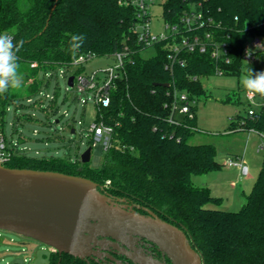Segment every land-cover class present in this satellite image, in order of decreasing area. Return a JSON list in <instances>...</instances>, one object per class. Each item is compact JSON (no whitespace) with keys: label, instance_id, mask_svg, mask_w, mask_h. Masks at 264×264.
Segmentation results:
<instances>
[{"label":"trees","instance_id":"16d2710c","mask_svg":"<svg viewBox=\"0 0 264 264\" xmlns=\"http://www.w3.org/2000/svg\"><path fill=\"white\" fill-rule=\"evenodd\" d=\"M137 1L0 0V33L23 42L17 53L22 86L0 95L2 136L8 105L22 98L31 100L47 84L45 74L69 65L78 55L109 57L124 46L130 50L110 89L109 106L95 108V120L113 130L99 167L82 164L79 159L71 163L53 157H28L13 146H7L10 155L4 166L88 179L108 195L148 209L182 229L204 264H264V155L239 211L207 207H219L221 199L207 188L194 187L191 177L220 169L215 148L188 142L195 132L196 107L189 116H176L177 124H173L168 121L169 102L173 88L199 101L205 95L199 79L213 76L217 64L208 54L183 53L184 66L176 65L169 72L164 68L167 41L154 44L152 55L140 56L132 33ZM197 4L217 26L216 38L229 45L232 63L222 69L226 75L240 76L243 43L249 37L264 36V0H163L162 20L178 24L184 10ZM81 33L86 42L79 50H71V36ZM261 102L253 117L239 118L247 131L264 138V99ZM236 128L234 119L229 129L234 132ZM47 264L86 263L52 251Z\"/></svg>","mask_w":264,"mask_h":264},{"label":"rangeland","instance_id":"374dc122","mask_svg":"<svg viewBox=\"0 0 264 264\" xmlns=\"http://www.w3.org/2000/svg\"><path fill=\"white\" fill-rule=\"evenodd\" d=\"M162 2L154 0L149 6L152 33L163 32ZM152 54L151 48L140 52L142 57ZM114 63L110 56L93 57L77 68H56L48 78L45 77L47 84L42 85L30 102L22 98L8 105L2 128L6 145L15 147L19 153L28 157H53L74 163L88 147V128L95 121L96 109L92 100L85 104L81 102L88 98V94L80 93L75 86H67L66 78L77 71L89 74L113 66ZM249 68L255 73L261 67L259 64H244L240 76L213 75L199 79L205 95L200 97L196 105L195 132L188 142L211 144L216 151L215 159L221 167L218 171L192 176L191 183L194 187L209 189L212 196L221 199L219 207L208 205L209 208L239 211L246 203L261 166L264 138L247 131L244 120L239 118L245 116L248 107L244 96L246 90L241 81L248 74ZM60 71L65 72L66 78ZM20 104L22 107H19ZM25 115L31 116V119L24 120ZM234 119L237 128L233 132L229 127ZM71 130L74 132L70 133ZM103 155L100 144L92 147L88 165L99 167ZM235 156L241 160L235 159ZM227 160L241 163L247 172L243 173L238 166H227ZM33 247L38 250L45 246L0 230V264L12 261L17 254L24 258L23 264H32L35 255Z\"/></svg>","mask_w":264,"mask_h":264},{"label":"water","instance_id":"95a60500","mask_svg":"<svg viewBox=\"0 0 264 264\" xmlns=\"http://www.w3.org/2000/svg\"><path fill=\"white\" fill-rule=\"evenodd\" d=\"M72 79L68 77L67 86H72ZM90 151L88 146L80 155L82 164L89 162ZM118 202L123 201L82 177L10 169L0 164V230L46 247H33L32 264H47L52 251L86 264L103 258L118 264L112 255L120 249L119 244L126 247L123 256L130 264H167L164 258L169 264H204L182 229L160 220L148 209L135 207L144 211V216ZM125 237L144 239L156 248L163 261L138 253L125 244ZM95 246L105 253H98ZM23 263L24 258L17 254L5 264Z\"/></svg>","mask_w":264,"mask_h":264},{"label":"built area","instance_id":"2783aa9c","mask_svg":"<svg viewBox=\"0 0 264 264\" xmlns=\"http://www.w3.org/2000/svg\"><path fill=\"white\" fill-rule=\"evenodd\" d=\"M154 0H139L135 3L137 7V22L132 30L134 42L141 51L151 48L154 44L167 41L168 54L165 70L171 72L176 65L184 66V60L181 58L183 53L199 55L208 54L217 65L214 70V75L224 76L226 71L221 66H228L232 63L230 58V48L227 42H222L216 38L214 30L217 28L212 19L203 11L200 4L191 5L184 10L180 16L178 24H170L163 22V32L152 33L150 30V16L149 6ZM130 50L127 46L122 47L121 50L115 52L112 57L115 61L113 66L107 67L103 70H97L89 74L74 73L72 75V86L82 94H88V100H92L95 108H107L110 104V89L119 72L124 66V62ZM95 57L91 53L78 55L72 62L61 68L80 67L85 61ZM240 59L242 64L260 65V71L264 70V36L249 37L242 45L240 52ZM62 75L65 72H61ZM50 73L44 75L47 78ZM66 78V76L64 75ZM66 78V84H67ZM193 80H196L194 77ZM247 102V109L245 116L253 117L256 111L261 107L264 96L251 95L244 93ZM47 97V95H46ZM27 102H30L28 100ZM198 101L189 98L185 92H179L173 88L170 92L169 102V119L168 121L177 124L174 120L176 116H189ZM252 132V131H251ZM90 148L100 144L103 151H106L110 146L111 136L113 130L110 126L104 124L102 121H94L88 128ZM264 147H261V149ZM7 145L5 138L0 135V164H4L9 159V152H7ZM227 166H238L243 173H246V168L241 163H235L232 160L225 162ZM108 183V182H107ZM25 262V260H24Z\"/></svg>","mask_w":264,"mask_h":264},{"label":"clouds","instance_id":"9594fccd","mask_svg":"<svg viewBox=\"0 0 264 264\" xmlns=\"http://www.w3.org/2000/svg\"><path fill=\"white\" fill-rule=\"evenodd\" d=\"M84 34H73L69 41L71 50H79L86 42ZM21 42L6 33H0V95L7 93L10 89H19L22 86V75L19 70V59L17 56ZM243 88L251 95L264 96V70L253 72L250 68L248 74L241 81Z\"/></svg>","mask_w":264,"mask_h":264},{"label":"flooded vegetation","instance_id":"af4514ba","mask_svg":"<svg viewBox=\"0 0 264 264\" xmlns=\"http://www.w3.org/2000/svg\"><path fill=\"white\" fill-rule=\"evenodd\" d=\"M112 197V196H111ZM115 199H120L117 197H113ZM123 202H118L119 205H126L129 207L134 208V210L140 214V215H144L145 216V212L142 211L141 209H135L136 205H134L133 203H130L129 201H126L125 199H120ZM124 236V235H123ZM126 236V235H125ZM100 239V238H99ZM125 241L126 245H130L132 247H134L136 249V251L140 254H146L147 256L152 257L155 260H158L159 262L163 261V258L161 257L160 253L157 252L156 248L149 244L148 242H146L144 239L138 238V237H132L131 239H127L126 237L124 239H122ZM45 248V247H44ZM119 250H117V253L112 255L114 257V259L116 261H118V264H130L123 256L124 253H126L125 251L127 250L126 247L122 244H119ZM37 249V247H36ZM93 249H95L98 253H105L102 249H100L98 246L93 247ZM125 249V250H124ZM122 254V255H121ZM103 258V255H101ZM164 261L169 264V261L164 258ZM95 264H111L109 263L107 260H105L104 258L102 260H96L94 261ZM93 262V263H94Z\"/></svg>","mask_w":264,"mask_h":264},{"label":"crops","instance_id":"0c3cea01","mask_svg":"<svg viewBox=\"0 0 264 264\" xmlns=\"http://www.w3.org/2000/svg\"><path fill=\"white\" fill-rule=\"evenodd\" d=\"M235 159H237V160H241V159L239 158V156H235Z\"/></svg>","mask_w":264,"mask_h":264}]
</instances>
